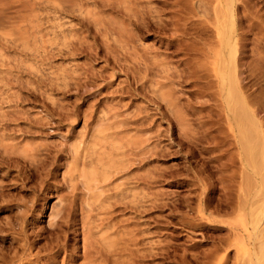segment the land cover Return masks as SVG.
I'll use <instances>...</instances> for the list:
<instances>
[{"label": "rangeland", "instance_id": "1", "mask_svg": "<svg viewBox=\"0 0 264 264\" xmlns=\"http://www.w3.org/2000/svg\"><path fill=\"white\" fill-rule=\"evenodd\" d=\"M13 1L0 12V264H89L96 248L113 260L146 248L158 251L146 260L183 264L211 248L228 229L199 206L204 195L213 209L224 194L219 162L212 144L186 139L205 130L210 107L197 98L171 26L162 28L170 6L28 0L35 10H27V0ZM258 1L245 0L247 13L264 27ZM192 2L186 10L202 14ZM185 13L191 32L177 38L198 45L203 17ZM253 34L261 35L250 34L248 47ZM178 114L189 119L184 128ZM26 250L29 262L19 259Z\"/></svg>", "mask_w": 264, "mask_h": 264}, {"label": "bare ground", "instance_id": "2", "mask_svg": "<svg viewBox=\"0 0 264 264\" xmlns=\"http://www.w3.org/2000/svg\"><path fill=\"white\" fill-rule=\"evenodd\" d=\"M6 1L8 0H0V12L1 9L6 12L10 10L8 5L7 8L5 7L7 10L2 8L4 4L6 5ZM187 1L193 5L194 1ZM187 1L186 4L188 5ZM26 2L29 3L28 7L31 9L26 6L27 4L23 8L27 7V10H32L34 7L30 6L28 0ZM164 3V5H168L167 9L171 8L170 15L172 16L170 22L166 20L163 22L162 20V28L167 25L171 26L170 29L173 33L170 35L172 36V42H175L174 50L181 52L180 61L190 64L184 71L188 73L187 75L195 77V83L198 86L196 90L198 93L197 98H199L200 103L209 102L210 107L206 119L200 120L202 126H207L205 130L187 135L186 139L189 145L203 141L212 144L210 150L215 152L213 157L219 162L217 163L221 174L219 181L223 184L224 194H222V198L218 202L215 201L216 203L210 200L213 209H209L211 205L209 198L202 195L199 211L203 215L210 214V217L206 215V218H210V222H219L220 228H225L222 222H226L228 229L226 235L215 237L216 241H214L215 243L211 248L192 254L188 258L189 260L184 255L180 263L229 264V257L234 251V259L230 264H264L263 20L261 18H258L259 20L255 19L257 17L252 13L254 10L250 12L253 15L250 16V13L248 15L249 8L245 0H198L203 12L195 15L198 14L203 17L200 21L203 26L200 29L205 32L199 31L197 34L200 40L198 45L188 44L184 40L186 37L181 39L177 36L179 34L183 35L185 29L188 28L186 25L189 24L187 23L189 19L187 18L188 14L185 12L189 13L191 7L188 6L190 8L186 10V4L183 0H164ZM258 3H256L257 6ZM14 6L10 7L13 9ZM258 7L254 8L257 9ZM166 8L163 6V9ZM261 8L260 11H264ZM18 9H16V12ZM146 9L149 10H147V13L144 10V13L148 14L151 8ZM20 10L19 12H21ZM190 11H193V9ZM258 12H256L258 17L263 16ZM195 15L191 16L194 17ZM196 16L194 18H197ZM0 17H2V14ZM1 24L4 27L5 24L0 23V28H2ZM158 24L160 25V23ZM186 30L191 32L188 29ZM252 33H260L261 35L256 37L253 34L255 37L251 40L252 46L248 47V43H251L248 41L250 40L249 35ZM198 63H200L199 67L201 65L205 71L203 74L196 68ZM189 123L188 118L178 114L177 124L180 128H184ZM202 148L207 149L208 146H201L200 149ZM197 179L204 190L207 188L213 189L211 184L199 174H197ZM234 188L237 189L236 194L233 193L235 192ZM233 195H236L234 197L235 201ZM221 211L224 212L221 213ZM215 213L218 215L221 213L220 216L223 217L217 219L212 216ZM230 215L234 217L230 220L226 218L227 221L223 220L225 216L229 218ZM159 250H162L165 258L170 256L168 247H161ZM149 251L146 248H138L135 252H130L129 255L122 252L119 253L120 260H113L110 256L104 255L99 248H96L91 255L93 258L90 259L89 264H158L154 263L156 258H147L148 260H146L148 255L155 257L158 254V251H156L157 253ZM39 254L40 251L36 252L33 257L38 258ZM32 255L26 250L23 255H20L19 259H27L29 262Z\"/></svg>", "mask_w": 264, "mask_h": 264}]
</instances>
